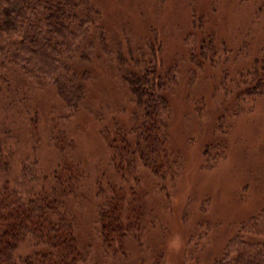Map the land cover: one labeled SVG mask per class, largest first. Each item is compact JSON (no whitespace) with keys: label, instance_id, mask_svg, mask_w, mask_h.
<instances>
[{"label":"rangeland","instance_id":"374dc122","mask_svg":"<svg viewBox=\"0 0 264 264\" xmlns=\"http://www.w3.org/2000/svg\"><path fill=\"white\" fill-rule=\"evenodd\" d=\"M90 7L99 18L88 60L78 53L71 64L73 85L85 89L74 111L50 84L5 73L25 99V138L6 179L19 178L20 158L40 174L58 164L81 172L68 209L77 215L83 264H213L239 226L264 208V89L246 92L256 77L264 80V0H90ZM99 31L108 51L98 45ZM149 43L159 71L173 80L166 93L168 167L157 176L118 166L128 161L119 154L136 107L119 78L115 48L126 54L130 45L141 61ZM4 104L0 98V122ZM18 108L12 105L5 119L14 129ZM99 187L109 196L125 189L124 209L137 216L138 226L120 243L98 236Z\"/></svg>","mask_w":264,"mask_h":264},{"label":"trees","instance_id":"16d2710c","mask_svg":"<svg viewBox=\"0 0 264 264\" xmlns=\"http://www.w3.org/2000/svg\"><path fill=\"white\" fill-rule=\"evenodd\" d=\"M98 15L91 9L90 0H0V98L5 101L4 119L0 122V264L85 262L79 248L77 215L68 209L80 187L81 172L58 164L48 174H40L20 158L19 178L14 182L6 179L11 177L10 164L18 152L15 146L25 138V99L9 88L5 73L15 72L50 84L63 106L74 111L85 89L83 84L73 85L76 74L71 64L78 53L81 60H88L92 50L88 38L96 33ZM97 33L98 45L108 51L106 36L102 31ZM149 44V57L141 61L135 58L132 46L128 45L126 54L121 45L115 48L119 78L136 107L131 117L134 123L124 133L119 154L128 161L118 166L129 172L147 169L157 176L163 167H168L170 110L166 93L173 80L159 71L157 50L153 43ZM85 77L86 73L80 81ZM255 79L256 85L246 90L249 94L264 89V80ZM17 104L20 108L14 129L5 119L10 116L11 106ZM29 128L35 129L32 118ZM49 138L57 149L56 138L52 134ZM124 190L112 189L109 196L103 195L99 187L96 193L99 203L95 227L107 245L122 242L138 226L132 220L137 216L124 209L128 202ZM25 245L30 250L18 256ZM213 264H264V208L239 226Z\"/></svg>","mask_w":264,"mask_h":264}]
</instances>
